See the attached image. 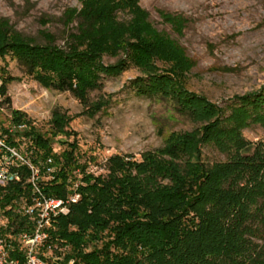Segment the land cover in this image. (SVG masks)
<instances>
[{
  "label": "trees",
  "instance_id": "16d2710c",
  "mask_svg": "<svg viewBox=\"0 0 264 264\" xmlns=\"http://www.w3.org/2000/svg\"><path fill=\"white\" fill-rule=\"evenodd\" d=\"M159 15L179 34L187 24L179 13L159 10ZM63 23L65 46L46 29L42 45L0 22V57L12 54L47 88L71 92L89 116L110 103L101 97L89 104V92L103 86L104 76L134 65L143 75L131 81L138 95L173 100L197 127L170 132L162 146L143 151L140 159L114 154L107 173L96 175L80 163L77 140L68 139L74 117L54 110L46 134L24 112L10 109L13 123L29 125L25 134L32 140L33 162L53 158L56 171L47 180L43 174L38 178L42 190L67 197L69 179L80 181L78 202L56 218L51 231L65 248L60 264L71 259L73 264H264V141H250L242 132L252 123L264 126V89L235 97L230 108L190 91L186 77L194 63L155 27L140 0H82L80 9L66 10ZM107 56L116 58L114 64L104 62ZM1 69L4 104L10 106L8 84L19 78ZM59 135L66 137L56 139ZM10 141L18 144L14 137ZM55 141L66 148L55 152ZM205 145L215 146L226 160L207 163ZM30 174L24 168L22 183H11L6 191L0 186V208L15 233L26 218L5 208L31 192Z\"/></svg>",
  "mask_w": 264,
  "mask_h": 264
},
{
  "label": "rangeland",
  "instance_id": "374dc122",
  "mask_svg": "<svg viewBox=\"0 0 264 264\" xmlns=\"http://www.w3.org/2000/svg\"><path fill=\"white\" fill-rule=\"evenodd\" d=\"M140 4L150 13L155 27L173 37L194 63L186 77L190 91L230 108L236 103L235 97L264 89V0H140ZM81 7L82 0H0V22L8 21L21 35L42 45L46 40L41 31L46 29L58 45L65 46L64 14L67 9ZM159 10L187 18L181 34L163 21ZM120 18L128 16L121 13ZM115 61L114 57L104 58L106 64ZM0 67L4 75L19 78L8 84L11 105L5 103L0 111V125L13 123V108L49 134L54 110L66 112L74 117L67 127L71 132L68 139L77 140L80 163L96 175L107 173V160L114 154H132L140 159L143 151L162 146L170 132L197 127L178 111L173 100L138 95L131 81L143 75L134 65L117 76H104L103 86L89 92V104L101 97L110 98L108 106L95 116L82 114L87 106L71 92L47 88L26 74L14 55L0 57ZM242 132L250 141H264L260 123H252ZM30 145L22 143L21 149H31ZM53 148L60 153L66 145L55 141ZM203 158L212 164L227 157L215 146L205 145ZM44 173L43 178L49 179Z\"/></svg>",
  "mask_w": 264,
  "mask_h": 264
},
{
  "label": "built area",
  "instance_id": "2783aa9c",
  "mask_svg": "<svg viewBox=\"0 0 264 264\" xmlns=\"http://www.w3.org/2000/svg\"><path fill=\"white\" fill-rule=\"evenodd\" d=\"M1 87L0 77V111L4 110L5 99ZM28 129L29 125L25 122L0 125V186L6 191L11 183H22L24 168L31 172L26 182L32 185L29 194L18 196L14 203L5 208L26 218L22 230L12 232L11 219L0 208L3 219V223H0V264H60L65 248L54 242L51 231L55 228L56 218L68 214L71 206L78 202L80 195L76 189L80 181L69 179L72 193L67 197L47 195L39 185L38 178L44 169L51 176L56 166L52 165V157L36 165L32 160L34 150L21 149L22 143H32L29 135L25 134ZM11 137L18 144L12 143ZM69 263L73 264L74 260L71 259Z\"/></svg>",
  "mask_w": 264,
  "mask_h": 264
}]
</instances>
